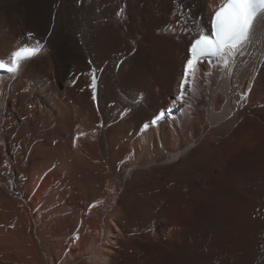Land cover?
Instances as JSON below:
<instances>
[{"label": "bare ground", "instance_id": "obj_1", "mask_svg": "<svg viewBox=\"0 0 264 264\" xmlns=\"http://www.w3.org/2000/svg\"><path fill=\"white\" fill-rule=\"evenodd\" d=\"M223 2L0 0V264H264V28L177 99Z\"/></svg>", "mask_w": 264, "mask_h": 264}, {"label": "snow or ice", "instance_id": "obj_2", "mask_svg": "<svg viewBox=\"0 0 264 264\" xmlns=\"http://www.w3.org/2000/svg\"><path fill=\"white\" fill-rule=\"evenodd\" d=\"M264 28V0H225L210 18V30L198 31L187 48V59L184 75L180 81L178 100L185 96V86L189 83V76L199 62L218 57L226 66L240 53L241 47L250 42L258 28ZM35 49L18 48L12 53L14 67L12 72L19 70L23 56ZM0 63V68H5ZM95 76H93V88ZM155 123V121H153Z\"/></svg>", "mask_w": 264, "mask_h": 264}, {"label": "rangeland", "instance_id": "obj_3", "mask_svg": "<svg viewBox=\"0 0 264 264\" xmlns=\"http://www.w3.org/2000/svg\"><path fill=\"white\" fill-rule=\"evenodd\" d=\"M207 68H208L207 66L204 67V69H207ZM204 69L201 71V74H203L204 71H206V70H204ZM202 72H203V73H202ZM205 75L209 76V75H210V71H207V74H205ZM181 101L183 102V100H181ZM181 108H182V107H181ZM180 112L183 113V112H185V111H184V109H182V110H180ZM190 113H191V111H190V112L188 111V114H190Z\"/></svg>", "mask_w": 264, "mask_h": 264}]
</instances>
